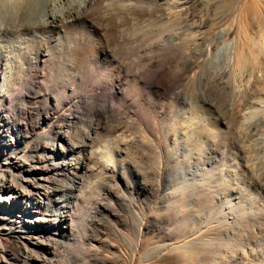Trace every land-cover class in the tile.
<instances>
[{
    "label": "rangeland",
    "instance_id": "rangeland-1",
    "mask_svg": "<svg viewBox=\"0 0 264 264\" xmlns=\"http://www.w3.org/2000/svg\"><path fill=\"white\" fill-rule=\"evenodd\" d=\"M123 1L110 6L109 21L123 26L113 31L115 40L105 37L108 30L101 35L93 21L103 14L96 6L92 15L63 30L49 29L44 37L35 29L25 30L26 34L0 31V63H5L4 55L11 56L10 89L0 97V112L10 115L9 121L0 120V184L28 168L37 145H42V155L44 151L50 155L53 141L47 135L65 128L66 116L78 112L88 95H99L107 108L101 114L87 111L79 127L88 129L90 117L99 125L93 126L89 137L77 131L75 140L88 151L100 148L97 156L90 157L92 162H104L107 151L113 154L120 170L113 173L110 166L108 172L87 173L83 181L75 182L77 201L70 212L79 221L86 208V227L81 230L77 225V231L61 241L58 253L47 255L46 263L104 264V258L107 264H264V129L251 114L246 97L230 85L227 48L238 39L240 61L252 62L251 53L264 44L263 1L189 0L184 6L179 3L185 0H164L177 5L167 13L188 15L193 34L184 57L150 52L163 35L183 31L179 17L146 15L135 20L125 17ZM209 16L211 23L205 26ZM223 26L231 28L228 43L219 36ZM208 39L214 54L207 57ZM151 56L165 85L157 84L153 69L144 66ZM117 76L123 96L110 90ZM39 166L45 167V162ZM144 182L154 186L153 193L140 190ZM6 195L0 192V264H23L25 231L12 224L26 221L38 233L47 230L29 223L33 216L10 205L12 199L5 201ZM105 202L110 207H104ZM7 208L9 215H2ZM191 245L192 263L180 250Z\"/></svg>",
    "mask_w": 264,
    "mask_h": 264
},
{
    "label": "bare ground",
    "instance_id": "bare-ground-1",
    "mask_svg": "<svg viewBox=\"0 0 264 264\" xmlns=\"http://www.w3.org/2000/svg\"><path fill=\"white\" fill-rule=\"evenodd\" d=\"M110 1H112V0H0V31L6 30V29H11L12 31H14L17 34H26L25 30L35 29V30L42 31V32H40V34H42V36H43V35H45V33L49 29L50 30H57L60 28L62 29L63 27L69 25L68 23H72L75 20H79L80 18H83L84 16H88V15L90 16L92 10L96 6V7H98L99 11L102 12L103 14H101V16H99V18L98 17L95 18V16L93 15L94 16L93 21H95V23H97V25L99 26L100 31H101V35H104V33L102 32L104 29L108 30L109 34H107L106 36L104 35V36L106 38H112L115 40L116 32H113V31H117V30H119V28H122L123 26L119 22L109 21V17H110L109 15H110V12L112 10L111 8L113 7L112 3H115L117 0H115V2L112 1V3ZM120 1L121 0H119V2L117 1L118 4L119 3L121 4V2L123 0L121 2ZM262 1L264 3V0H262ZM123 2H124V3H122L123 6H121V7H122L123 13L126 14L125 17L126 16L130 17V18L133 17L135 20L136 19L141 20L146 15L149 17H155V18H166V16L169 17V15L177 16V18L179 17L180 21L183 22V24H181V26L183 25V31L182 32L175 31V33L169 32L170 34L163 35L161 37V39L153 46V50H151V51L149 50V51L153 52L155 49L156 52H166L167 53L166 55H168V54L173 55V56L181 55L183 57H184V54H186V55L189 54V49L191 48V46H190V34H193V33H190L191 25L189 24V19H188V15L186 14V11H184V12H171V10H169V13H167L166 10L168 8L174 9V8H176L177 5L171 6L168 1H164V0H163V2H161L159 0H125ZM188 3H189V0H185L184 2H181L179 4L185 6V5H188ZM76 4H77V7L75 6ZM111 4H112V7L110 8ZM116 7H114V8H116ZM211 7H212V5H211ZM210 9H209V12L212 14V10H210ZM7 13L10 16H7L6 15ZM97 14H98V11H97ZM181 15H186V17H181ZM118 17H120V16H118ZM3 18L5 20L7 18L5 24L3 23ZM210 18H211V16L207 17V20L205 22V26L210 25V23H211ZM132 21H133V19H132ZM170 21L171 22H169V24L173 25L174 23H172V20H170ZM176 21L178 22V20H176ZM192 21H194V19ZM153 22H155V21H153ZM178 23H180V22H178ZM163 25L164 24H161V26L163 27V30H165V31L167 29L169 30V28H167L166 25H164L166 27H164ZM171 25H170V27H172ZM124 26H126V25H124ZM175 27L177 29L176 25H175ZM175 27L173 26V28H175ZM157 28H158V25H157ZM164 28H167V29H164ZM220 28L221 29L219 30V36H220L222 42L228 43L227 40L231 36V28L229 26L228 27L223 26V28L222 27H220ZM65 29H66V27H65ZM171 30H173V29H171ZM155 32H156V30H155ZM123 33H125V32H123ZM48 34H50V33L49 32L46 33V35H48ZM160 36H158V37L160 38ZM153 37H155V36H153ZM158 37H157V39H159ZM227 46H228L227 47L228 51L230 52L229 60H228L229 72H231V73H229V75L231 77L230 78V85L232 86L233 89H235L237 91V93H239V95H242V97L243 96L246 97L247 102L249 103V105L252 106L250 108L253 109V112L251 114L254 117H257V119L262 124V127L264 129V44L263 45L261 44V47H259L257 52L251 53V55L254 54L253 57L251 56L252 62H249L246 59L247 64L242 63L239 59L240 46H239L238 39H235L234 42L228 43ZM206 47H207V49H206L207 57L210 55L212 56L214 54V44L210 39L207 40V46ZM144 49H142V50H144ZM157 54H155V55H157ZM147 55H146V57H149L151 55V53L150 54L148 53ZM152 56L149 59L147 58L148 59L147 64H146V61H144L146 64L144 66L149 65V67H150V68L148 67L149 70L153 69V73H154V75H156L157 84H164V81H162L161 75H159V73L161 71L156 66L157 60H156L155 56L154 57H152ZM161 56H162V54H161ZM4 58H5V63H0V73L2 76V80H3L2 83L0 84V97H3L2 95L5 93H8L9 89H10V86L8 83V76H9L8 74H9V69H10L11 56L9 54H6V55H4ZM125 62H127V61H125ZM142 62H143V59H142ZM140 63H139V65H140ZM235 67L236 68L238 67L237 68L239 70L238 73H236L237 71L234 70ZM144 68H146V67H144ZM142 70H143V68H142ZM178 77H181V76H178ZM192 77H193V75H192ZM172 83H173V81H172ZM186 83H187V81H186ZM219 83H221V82H219ZM121 87H122L121 77L117 76V77L112 78V80L110 82V90L111 91L116 90L114 92L115 95H120V96L124 95V92L122 91V89L124 87L122 89H121ZM175 90H176V88H175ZM146 91H148V90H146ZM92 95H94V94H92ZM92 95H88V97L85 100L81 101V103L79 104L80 106L77 108L78 112L72 111L71 114L66 116L67 117L66 118L67 125L65 128L61 127L58 130H52L50 132V134L47 135L50 138V140L53 141V145L50 148L52 153H50V155L47 156L46 151H44V153L46 155H44V153L42 155L40 150L43 147L40 148L42 145L41 146L37 145L34 148V156L32 155L33 160L30 164L27 165L28 168L22 169V171L20 172L21 175H19V176L13 175L12 177L9 178L8 181H5L3 184H0V192L1 193L2 192L7 193V195H6L7 197L5 198V201H8V200L10 201L12 199V201H10V205H12V206L19 205L20 206L19 209L22 210L21 213L31 214L33 216L32 219H28L29 223H31V224L35 223L36 225L42 224L47 230L45 234L44 233H38L35 227H33V226L31 227L30 224L25 225L26 221L20 222L19 225L17 223L12 224L16 229L20 230V232L25 231V234H23L24 235L23 246L25 248V250L22 251L24 254V258H23V262H22L23 264H45L46 263L45 260H47V255L57 254L58 253L57 250H58V247H59V244L61 243V241L67 240V238H69L70 235H72V231L74 232V229L76 230V228H78L77 225L81 227V230L85 229L86 218L88 216L87 209L84 208V210L81 211V218L79 219V221H77L75 219V217L73 216L74 213L72 214L70 212V208L73 206V203L77 201V197H75L73 190H72L73 186H75L74 185L75 182H78V180L83 181V179L87 175V173H92V172L96 173V172H99L101 170H104V171L106 170V172H108L109 169H107V168H110V166H112L111 169H112L113 173L117 170H120V166L118 167L119 160L113 154H111L107 151V154L104 156L105 157L104 162L101 161V159L99 161L95 160L96 162H92L91 158L93 157V155L95 153L97 156V153L101 152L100 148H96V149L91 148V150L88 151V149L84 148V146H78L77 145L78 140L77 139L75 140L77 131L79 132V130H81V132H83L85 135H87L89 137V135H91L90 132H91V129L93 128V126L99 125L98 122L95 123V120L93 119L94 117L93 118L90 117L89 128L88 129H82L79 127L80 118L82 119L84 114H86L87 111L92 110V113L93 112L100 113V112H103L107 108V105L102 104L103 103V102L101 103L102 100H99L100 99V98H98L99 95H96V96H92ZM70 100H72V98ZM240 101H241V99H240ZM243 102L244 101H242V103ZM237 103H239V102H237ZM244 103H246V102H244ZM235 104H236V102H235ZM237 110H240V109H237ZM4 112L3 113L0 112V120L2 121V119L7 118V120L9 121L10 115L8 116V114H7L8 112H5V113ZM224 112H223V115H224ZM238 112H240V111H238ZM80 113L82 114L81 117L78 115ZM240 113L242 114L243 112H240ZM227 116H229V115H227ZM241 116H245V115L242 114ZM233 117L230 116V118H233ZM72 118H74V119L72 120ZM237 120H240V119H237ZM248 120L250 121V119H248ZM234 121H236V120H234ZM243 121L246 124L247 120L246 121L243 120ZM231 122H233V121H231ZM241 122H242V120H241ZM81 124H83V122ZM213 136H214V134H213ZM70 152H73L74 155L69 154ZM39 154H40V156H38ZM58 155H61V156H58ZM103 155H104V153L102 154V156ZM118 156H120V154H118ZM43 161L45 162L46 166L42 168L39 166V164L42 163ZM92 165H95V166H92ZM38 171H42V172H38ZM249 171H250V169H249ZM140 182H142V180ZM192 185H193V183H192ZM81 186H80V188H81ZM82 188H83V186H82ZM85 188H86V186H85ZM81 190H83V189H81ZM140 190L143 193L151 194L154 192L155 189H154V186H149L148 184H145V182H144V184H141ZM56 191L61 192V196H59L57 194V196H59V197H56V194L54 193ZM112 191L113 190L109 191V194H110L109 196H111V197L114 195V193ZM121 196H117V197L121 198ZM54 197H56V199H53ZM19 200H21V202H19ZM48 201H49V203H51L53 205L50 206V204L47 203ZM23 203H26V204H23ZM98 206L100 207L99 204H98ZM104 207H106V208L110 207L109 203L105 202ZM10 210H11L10 208L9 209L7 208V210L4 212H1V214L8 216L9 215L8 211H10ZM93 218H94V216H93ZM100 220H101V218H100ZM96 222H98V221H96ZM141 225H143V224H141ZM208 236H207V238H208ZM200 238H201V236H200ZM206 243H208V242H206ZM180 250L179 251L184 255V257L186 256V258L189 260V262L192 263L190 260H191V255L193 254V246L191 245L189 247L181 248ZM175 251L177 252V249H175ZM59 252H60V250H59ZM65 256L62 257V260L66 259ZM63 263L64 262L62 261V264ZM103 263L107 264L108 261L103 258Z\"/></svg>",
    "mask_w": 264,
    "mask_h": 264
}]
</instances>
